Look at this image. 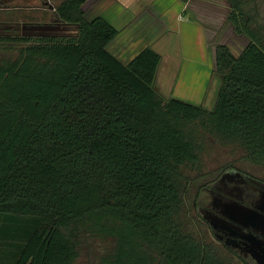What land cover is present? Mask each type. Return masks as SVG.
I'll use <instances>...</instances> for the list:
<instances>
[{"label": "trees", "instance_id": "obj_1", "mask_svg": "<svg viewBox=\"0 0 264 264\" xmlns=\"http://www.w3.org/2000/svg\"><path fill=\"white\" fill-rule=\"evenodd\" d=\"M84 3L55 8L74 36L0 37L17 52L0 58V264H76L84 241L106 245L103 264H233L182 223L180 185L212 138L264 168L260 1L230 0L248 44L216 47L211 110L159 93L153 49L114 57L119 31Z\"/></svg>", "mask_w": 264, "mask_h": 264}, {"label": "crops", "instance_id": "obj_2", "mask_svg": "<svg viewBox=\"0 0 264 264\" xmlns=\"http://www.w3.org/2000/svg\"><path fill=\"white\" fill-rule=\"evenodd\" d=\"M64 1L47 0L40 9L34 10L42 15L51 14L54 21L50 25L28 22L23 26L33 27L38 32L57 26L63 34L50 35L74 36L65 34L64 29L77 32V28L57 19L55 8ZM83 10L87 21L102 18L119 31L107 50L123 64H129L148 47L161 56L155 87L162 96L209 110L213 109L221 86L216 47L225 45L233 55L239 56L247 46L240 49L243 45L240 39L246 38L237 36L228 23L230 0H85ZM234 39L236 42L230 45L229 41ZM202 65L201 75H205L200 84L206 83L200 89L195 88V93H183L186 71ZM190 79L197 80L192 74ZM215 79L219 87H215Z\"/></svg>", "mask_w": 264, "mask_h": 264}, {"label": "rangeland", "instance_id": "obj_3", "mask_svg": "<svg viewBox=\"0 0 264 264\" xmlns=\"http://www.w3.org/2000/svg\"><path fill=\"white\" fill-rule=\"evenodd\" d=\"M258 1H260V4L258 5L257 12L260 18L264 21V0ZM41 5V2L37 0H17L8 5L2 6L0 8V37H22L24 35L37 36L44 33L48 35L53 33L61 34L62 30L57 26H48L44 32L35 31L33 27L23 26L24 23L28 22L46 23L45 25H50V23L54 21L51 14L46 13L42 15V13H36V11H34L35 9H40ZM33 11L35 13H33ZM3 23H5V25H2ZM64 31L67 35L77 34L75 30L64 29ZM240 40L243 42V45H240V49H242L248 44V40ZM229 42L230 45H234L233 43L236 41L234 39V41L230 40ZM16 56L17 52L10 49H6L0 53V58L4 59H14ZM203 66L204 65L197 66L193 70L186 71V80H184L185 82H183L182 85L183 93H186L187 95H190V92L195 93L197 92L195 88L200 89L201 85L203 86L204 83H206L203 81V83L200 84L202 75H205V73H202L201 75V72L204 70ZM190 74H192L197 80H191ZM214 85H216L215 87H219L216 79ZM233 170L248 171L264 177V168L249 163L245 159L244 152L239 148L234 146H224L213 138L206 140L204 151L200 156V162L196 165H189L182 168L183 179L180 185V191L184 201V207L181 211L180 218L190 232L213 245L219 250L221 255L226 256V258L234 263L233 259L230 258V253L216 240L208 222H206L207 220L201 216L204 215V211H202L201 214L198 212L199 207H203L209 211L208 206L211 202V195L210 192L205 190H210L223 176L232 174ZM106 248L105 244H100L95 241H84L80 248L79 258L76 264H103L102 258L106 254Z\"/></svg>", "mask_w": 264, "mask_h": 264}, {"label": "flooded vegetation", "instance_id": "obj_4", "mask_svg": "<svg viewBox=\"0 0 264 264\" xmlns=\"http://www.w3.org/2000/svg\"><path fill=\"white\" fill-rule=\"evenodd\" d=\"M232 172L205 190L211 195L209 211L199 207L198 212L204 211L201 216L233 264H260L264 262V177Z\"/></svg>", "mask_w": 264, "mask_h": 264}, {"label": "water", "instance_id": "obj_5", "mask_svg": "<svg viewBox=\"0 0 264 264\" xmlns=\"http://www.w3.org/2000/svg\"><path fill=\"white\" fill-rule=\"evenodd\" d=\"M37 36H56V35H37ZM61 36H66V35H61ZM259 217V216H258ZM264 257V256H263ZM259 262V261H258ZM260 264H264V262L260 261Z\"/></svg>", "mask_w": 264, "mask_h": 264}]
</instances>
